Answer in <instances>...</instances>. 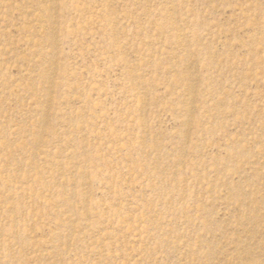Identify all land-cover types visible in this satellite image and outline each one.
<instances>
[{"label":"rangeland","instance_id":"obj_1","mask_svg":"<svg viewBox=\"0 0 264 264\" xmlns=\"http://www.w3.org/2000/svg\"><path fill=\"white\" fill-rule=\"evenodd\" d=\"M0 264H264V0H0Z\"/></svg>","mask_w":264,"mask_h":264}]
</instances>
